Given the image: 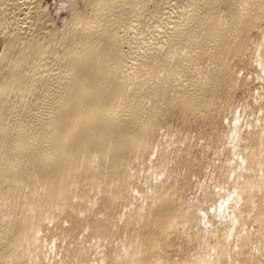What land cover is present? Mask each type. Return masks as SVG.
<instances>
[{
  "label": "bare ground",
  "instance_id": "bare-ground-1",
  "mask_svg": "<svg viewBox=\"0 0 264 264\" xmlns=\"http://www.w3.org/2000/svg\"><path fill=\"white\" fill-rule=\"evenodd\" d=\"M40 2L0 0V264H264V0Z\"/></svg>",
  "mask_w": 264,
  "mask_h": 264
},
{
  "label": "rangeland",
  "instance_id": "rangeland-1",
  "mask_svg": "<svg viewBox=\"0 0 264 264\" xmlns=\"http://www.w3.org/2000/svg\"><path fill=\"white\" fill-rule=\"evenodd\" d=\"M40 1L43 9L44 8L46 9L45 16L50 20H53V22H55V26L59 30H63L66 27V25L69 24L71 19L70 8L69 9L67 8V3L70 2L71 0H40ZM74 7L78 9H83L84 8L83 0H76V4Z\"/></svg>",
  "mask_w": 264,
  "mask_h": 264
}]
</instances>
